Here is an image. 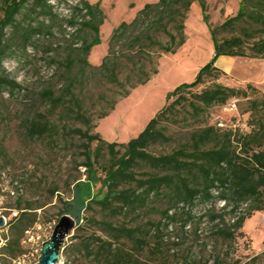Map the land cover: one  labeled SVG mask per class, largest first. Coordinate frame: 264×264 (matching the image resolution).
<instances>
[{"label":"trees","instance_id":"trees-1","mask_svg":"<svg viewBox=\"0 0 264 264\" xmlns=\"http://www.w3.org/2000/svg\"><path fill=\"white\" fill-rule=\"evenodd\" d=\"M47 2L0 0V86L19 87L7 77L2 67L11 51L9 41L19 29L17 16L29 5L36 13L50 14L52 7ZM193 2H198L206 12L205 0H157L145 4L132 21L121 22L114 29L106 55L99 66H93L87 58L101 42L100 27L104 14L100 2L89 4L80 0L72 7L67 24L75 26L74 13L83 12L79 26L91 35V39L81 42L76 50L78 58L67 60L65 90L57 96L44 92L43 103L47 110L23 120L25 136L30 140L48 138L56 143L64 137L83 141V161L78 167L84 168L86 178L67 183L71 200L63 203L60 214L72 215L76 208L90 210L95 205L112 216H123L135 214L153 200L163 201L166 205L162 212V221L166 222L161 221L157 226L149 223L142 227H127L117 226L112 221L98 222V231L105 238L95 234L91 236L93 240L85 244L86 255L92 257L93 264H139L137 255L149 245L148 238L141 233L145 232L147 237L154 234L159 237L161 230L171 227L170 223L177 217L182 221L181 229L186 228L195 219L193 207L198 204L208 206L200 219L221 222L214 234L226 242L234 240L253 212L264 210V94L250 83L240 88L217 83L226 74L214 65L219 57L264 60V0H239L235 15L218 26H209L214 51L212 61L199 69L193 82L181 84L168 92L165 105L135 138L125 144L107 142L93 132L96 125L86 116L79 94L75 92L76 85L90 73L101 74L118 92L108 110L98 118L108 116L119 99L127 97L137 86L145 85L157 73V59L161 54H172L183 46L186 41L184 22ZM204 19L207 20L206 14ZM223 34L228 36L219 37ZM31 36V31H27L22 39L27 43ZM208 77L212 78L209 86L198 93L192 92ZM186 94L192 95V99L186 98ZM233 99H245L247 112L251 119L255 118L257 125L247 134H240L236 127L204 125L192 130L186 142L169 153L150 151V148L170 140L167 131L171 125H188L212 107L224 106ZM55 115L60 121H79L85 128L60 126ZM105 150L109 158L101 163ZM95 163L101 167L99 176ZM143 168L149 171L139 176L138 171ZM96 183L105 190L99 200L90 197L91 188ZM57 192L53 188L50 195H57ZM70 203H73L72 208L68 206ZM217 203H223L219 209H216ZM244 205L243 212L239 211ZM45 206L41 203L31 205L16 198L14 204L7 207L15 215L9 218L10 214H2L7 218L5 226L10 229L8 237L2 235L6 241L0 248L3 261L6 257L14 260L26 252L23 248L25 232L39 224L37 210ZM226 215L230 216L228 223L224 220ZM83 220L75 216V234L71 239L79 236ZM153 249H157V245ZM218 262L219 256L213 264ZM244 264H264V251Z\"/></svg>","mask_w":264,"mask_h":264},{"label":"rangeland","instance_id":"rangeland-1","mask_svg":"<svg viewBox=\"0 0 264 264\" xmlns=\"http://www.w3.org/2000/svg\"><path fill=\"white\" fill-rule=\"evenodd\" d=\"M79 1L48 0L47 3L52 7L50 14H39L33 11L30 5L26 6L17 16L19 29L9 41L11 51L2 64L7 77L19 87L0 86V216L10 214V218L15 215L7 207L12 206L16 198H21L23 202L31 205L46 204L37 210L39 224L43 228L55 226L58 219L65 215L60 213L63 203L71 200L67 183L76 179L84 181L86 178L84 168L78 167L83 161L84 145L83 141L77 138L62 137L56 143L48 138L30 140L25 136L22 123L25 118L47 110V105L43 103L44 92L49 91L57 96L65 90L68 83L65 71L67 60L78 58L76 50L81 42L91 39V35L79 26L83 12H73L77 21L75 26L69 27L67 24L72 7ZM85 1L89 4L100 2L104 14L100 27L101 42L91 50L87 58L91 65L99 66L107 53L108 40L114 29L121 22L132 21L145 4L157 0ZM238 2L239 0H205L206 12L202 11L198 2H193L184 22L186 41L183 46L172 54H161L157 59V73L145 85L137 86L127 97L119 99L114 110L105 118L98 117L108 110L118 96L116 89L97 72L90 73L84 81L77 84L75 92L79 94L86 116L96 125L93 132L98 133L107 142L117 144H125L135 138L165 105L166 94L181 84L193 82L199 69L212 61L214 51L209 26H218L228 17L235 15ZM205 14L207 20L204 19ZM27 31H31L32 36L30 41L25 43L22 38L23 33ZM222 36L228 34L219 37ZM217 64L218 67H224L220 58L215 60L214 65ZM211 83V77L205 78L204 84L192 92L198 93ZM217 83L230 86L227 77H220ZM248 93L253 97L250 91ZM186 98L192 99V95L186 94ZM232 102L235 103L233 110L229 106ZM229 104L212 107L197 121H190L188 125H171L167 131L170 140L150 148V151L154 154L171 152L186 142L189 133L199 126H217L222 123L226 127L239 128L240 134L245 135L257 125L255 118L251 119L250 113L247 112L245 99H233ZM54 118L60 126L65 124L72 128H85L79 121H60L57 115ZM91 148L93 149L94 145ZM115 149L121 150L120 147ZM108 158L109 154L105 150L100 162L104 163ZM95 170L97 176L102 174L97 163ZM148 171L143 168L138 171V175ZM53 188L58 192L57 195L51 196L50 190ZM11 192H14L13 196ZM104 192L100 184L96 183L91 188L90 197L99 200L104 196ZM262 195L264 197V191ZM222 204L217 203L216 209ZM68 206L72 208L73 203ZM165 206L163 201L153 200L135 214L123 216H112L110 212H104L95 205H92L90 210L76 208L74 214L69 216L74 220L77 215L83 218L82 229L76 239H71L75 231L70 232L61 256L66 264H93L92 257L86 255L85 244L92 241L91 236L95 234L105 238L98 231V222L112 221L117 226L127 227H142L149 223L157 226L163 220L162 212ZM244 208L245 205L239 211L243 212ZM207 209L208 206L203 204L193 207L195 219L184 229H181L182 221L177 217L170 223L171 227L161 230V240L156 234L147 237L145 232L141 233L148 238L149 245L144 252L137 255L139 264H213L217 256L218 264H244L264 251V210L253 212L251 217L245 220L234 240L226 242L214 234L216 226H221L220 221L200 219ZM5 220L7 221V218ZM224 220L228 223L230 216L226 215ZM9 234L8 226L0 230V248L6 242L2 235L8 237ZM50 235L51 233L43 242ZM156 245L157 249H153ZM23 248L27 251L28 246L23 245ZM11 260L12 258L6 257L3 261L0 255V264H11Z\"/></svg>","mask_w":264,"mask_h":264},{"label":"crops","instance_id":"crops-1","mask_svg":"<svg viewBox=\"0 0 264 264\" xmlns=\"http://www.w3.org/2000/svg\"><path fill=\"white\" fill-rule=\"evenodd\" d=\"M219 58L224 67H218V64L216 67L222 70L226 74V77L229 78L230 87H235L234 85L244 86L250 83L257 87L264 94L263 59H244L237 57ZM224 58H228V60H225ZM235 58L238 60H233Z\"/></svg>","mask_w":264,"mask_h":264},{"label":"water","instance_id":"water-1","mask_svg":"<svg viewBox=\"0 0 264 264\" xmlns=\"http://www.w3.org/2000/svg\"><path fill=\"white\" fill-rule=\"evenodd\" d=\"M75 224L76 222L71 216H61L55 224L50 237L41 244L39 257L35 264H56L60 258L65 241L70 232L74 230ZM5 225V217L0 216V229Z\"/></svg>","mask_w":264,"mask_h":264},{"label":"built area","instance_id":"built-area-1","mask_svg":"<svg viewBox=\"0 0 264 264\" xmlns=\"http://www.w3.org/2000/svg\"><path fill=\"white\" fill-rule=\"evenodd\" d=\"M229 106L231 110L235 109L234 102L230 103ZM218 126L225 127L222 123H218ZM53 228V225L43 228L40 224H36L33 228L26 231L23 244L28 246V249L24 254L12 260L11 264H35L39 257L41 244L49 236ZM56 264H66L61 255Z\"/></svg>","mask_w":264,"mask_h":264}]
</instances>
